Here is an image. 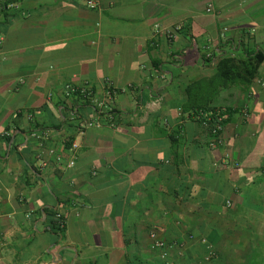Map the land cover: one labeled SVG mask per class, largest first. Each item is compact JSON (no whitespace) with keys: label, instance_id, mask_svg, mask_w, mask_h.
I'll return each mask as SVG.
<instances>
[{"label":"crops","instance_id":"0c3cea01","mask_svg":"<svg viewBox=\"0 0 264 264\" xmlns=\"http://www.w3.org/2000/svg\"><path fill=\"white\" fill-rule=\"evenodd\" d=\"M94 3L0 0V264H264V0ZM257 52L214 139L185 88Z\"/></svg>","mask_w":264,"mask_h":264},{"label":"trees","instance_id":"16d2710c","mask_svg":"<svg viewBox=\"0 0 264 264\" xmlns=\"http://www.w3.org/2000/svg\"><path fill=\"white\" fill-rule=\"evenodd\" d=\"M262 62L263 56L259 52L246 53L243 56L221 57L215 65V73L212 76L186 86V100L182 106L183 113L194 115L203 120L206 114L213 119L217 111L220 110L213 106L219 93L234 86L247 89L256 77ZM85 103L83 102L81 105L83 106ZM68 111L71 113L72 109ZM73 111L77 113V105L73 107Z\"/></svg>","mask_w":264,"mask_h":264},{"label":"built area","instance_id":"2783aa9c","mask_svg":"<svg viewBox=\"0 0 264 264\" xmlns=\"http://www.w3.org/2000/svg\"><path fill=\"white\" fill-rule=\"evenodd\" d=\"M85 5L87 6V8L89 9H94L95 8V3H94V0H85ZM181 29L180 25L178 26H175L174 29L171 31V30H167L165 32H163V34L165 35V37L168 39V40H172L176 33ZM155 32L158 34V33H162L161 30L159 29L158 26H155ZM79 94L80 96V99L82 101H88L90 100V96L88 93H86L84 90H79L77 88H73L69 85H67L65 87V95L67 97H69L70 95L72 94ZM77 116H76V113H71V119H74L76 120ZM227 119V115L224 111H218L216 113V115L214 116V118L212 119L210 117V115H206L205 116V119L202 121V124L205 128H207L211 134V136L216 139L219 137L222 129H223V123L224 121ZM78 127L81 129V130H84L86 128H90L92 126H94V122L92 121H86L84 123H80V124H77ZM211 146H215V142L211 144ZM73 147L75 148L76 146L73 145ZM39 165L41 167H45L46 164L45 162L43 161H39ZM70 165H72V163H70ZM55 220H56V224L57 226L59 227V229H63L64 228V225H65V221L64 219L62 218V216L60 214H56L55 215ZM152 238L154 239V243H153V248H156V249H159L161 252H160V257L162 259H165L167 257V249H168V245L161 241V240H157L155 238L154 235H152ZM213 256V253L210 252L205 260L209 261Z\"/></svg>","mask_w":264,"mask_h":264}]
</instances>
